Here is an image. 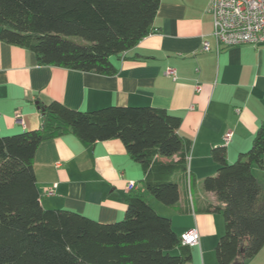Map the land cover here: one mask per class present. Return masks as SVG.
Here are the masks:
<instances>
[{
	"label": "trees",
	"instance_id": "16d2710c",
	"mask_svg": "<svg viewBox=\"0 0 264 264\" xmlns=\"http://www.w3.org/2000/svg\"><path fill=\"white\" fill-rule=\"evenodd\" d=\"M160 0H0V40L35 54L41 66L113 76L120 59L155 33ZM42 127L0 136V264H187L172 220L152 197L179 209L181 188H192V142L179 135L182 119L152 106H110L83 112L58 101L40 107ZM73 135L85 145L119 139L144 172L145 194L127 199L122 220L103 224L68 210L43 208L34 158L46 140ZM216 174L202 189L218 204L224 233L215 247L218 264H242L264 247V122L251 148L230 163L225 147L212 150ZM190 198V197H189ZM188 198V199H189ZM176 250H178L176 252ZM241 261V263H239Z\"/></svg>",
	"mask_w": 264,
	"mask_h": 264
},
{
	"label": "crops",
	"instance_id": "0c3cea01",
	"mask_svg": "<svg viewBox=\"0 0 264 264\" xmlns=\"http://www.w3.org/2000/svg\"><path fill=\"white\" fill-rule=\"evenodd\" d=\"M209 2L160 0L155 33L113 58L118 68L113 76L41 66L34 53L0 40V136L41 128L40 107L53 101L83 112L152 106L182 119L179 135L192 142V188L182 186L179 205L186 211L149 200L172 220L179 236L198 229L200 243L190 247L187 264H218L215 247L224 220L202 211L218 204L214 193L202 189L203 180L217 171L212 150L225 147L228 161L235 162L251 148L264 122V45L217 50ZM205 41L210 51L202 50ZM168 69L176 71L175 80L165 74ZM229 131L233 136L225 145ZM34 174L43 208L72 211L103 224L124 218L131 194H145L144 172L119 139L90 146L73 135L46 140L36 151ZM129 182H136L137 189L129 191ZM52 187L55 195L48 196ZM242 264H264V247Z\"/></svg>",
	"mask_w": 264,
	"mask_h": 264
},
{
	"label": "built area",
	"instance_id": "2783aa9c",
	"mask_svg": "<svg viewBox=\"0 0 264 264\" xmlns=\"http://www.w3.org/2000/svg\"><path fill=\"white\" fill-rule=\"evenodd\" d=\"M207 12L213 17L217 50L221 47H237L264 45V0H210ZM203 51H210V43L205 41ZM165 74L172 79L177 78L174 69L166 70ZM232 131L224 135V144L228 145L232 139ZM129 191L137 189L136 182H129ZM48 196L55 195V187L47 191ZM183 245L190 247L199 245L200 234L194 228L181 235Z\"/></svg>",
	"mask_w": 264,
	"mask_h": 264
},
{
	"label": "rangeland",
	"instance_id": "374dc122",
	"mask_svg": "<svg viewBox=\"0 0 264 264\" xmlns=\"http://www.w3.org/2000/svg\"><path fill=\"white\" fill-rule=\"evenodd\" d=\"M253 173L261 181V183L264 184V171L254 166Z\"/></svg>",
	"mask_w": 264,
	"mask_h": 264
}]
</instances>
